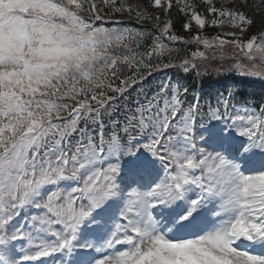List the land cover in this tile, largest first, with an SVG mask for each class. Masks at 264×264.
I'll use <instances>...</instances> for the list:
<instances>
[{
	"label": "snow or ice",
	"instance_id": "6c2138e0",
	"mask_svg": "<svg viewBox=\"0 0 264 264\" xmlns=\"http://www.w3.org/2000/svg\"><path fill=\"white\" fill-rule=\"evenodd\" d=\"M212 62L264 81V0H0V264H264V91Z\"/></svg>",
	"mask_w": 264,
	"mask_h": 264
},
{
	"label": "trees",
	"instance_id": "16d2710c",
	"mask_svg": "<svg viewBox=\"0 0 264 264\" xmlns=\"http://www.w3.org/2000/svg\"><path fill=\"white\" fill-rule=\"evenodd\" d=\"M201 70H202V68H201ZM168 75H172L173 73L171 72V71H169L168 73H167ZM223 78V77H222ZM222 78H219L217 81H216V79H207V78H205V77H203L202 78V80H201V87H203V88H208V87H210V88H208V90L210 91V92H212L211 90H213L214 89V86H215V81H216V84L217 83H220L221 81V79ZM236 82H240V79H236ZM253 84V83H252ZM244 85L245 86H249V83H247V82H245L244 83ZM208 86V87H207Z\"/></svg>",
	"mask_w": 264,
	"mask_h": 264
}]
</instances>
